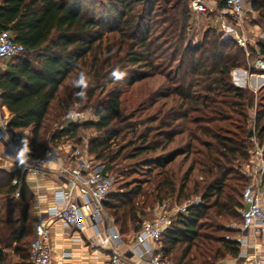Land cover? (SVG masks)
Instances as JSON below:
<instances>
[{
    "label": "trees",
    "instance_id": "16d2710c",
    "mask_svg": "<svg viewBox=\"0 0 264 264\" xmlns=\"http://www.w3.org/2000/svg\"><path fill=\"white\" fill-rule=\"evenodd\" d=\"M215 1L223 6L224 0ZM87 3L102 8L92 7L87 15ZM250 7L264 29V0H250ZM98 11L112 14V21ZM192 13L189 0H1L0 30L23 45L0 72L1 103L9 111L8 125L28 131L23 140L28 156L65 138L78 143L80 129L89 127L97 135L88 140L87 151L107 171L125 158L148 154L145 164L157 176L151 191L139 185L110 190L105 211L127 238L151 214L152 208L142 211L147 202L198 195L202 204L176 213L162 232L160 253L170 264H216L239 253L238 242L227 234L239 227L219 219L236 216L242 206L247 178L236 167L249 158L250 136L264 155V94L257 100L231 82V69L244 63L234 40L209 28L191 41ZM258 52L264 55L263 43ZM156 75L160 80L153 88L145 80ZM115 81L119 85L108 89ZM135 83H140L136 94L149 98L143 109L153 108L140 121L120 114V86ZM75 104L90 107L96 119L70 121ZM123 131L133 138L113 147ZM14 178L19 182L13 184ZM32 200L24 173L0 168V264H32L27 249Z\"/></svg>",
    "mask_w": 264,
    "mask_h": 264
},
{
    "label": "built area",
    "instance_id": "2783aa9c",
    "mask_svg": "<svg viewBox=\"0 0 264 264\" xmlns=\"http://www.w3.org/2000/svg\"><path fill=\"white\" fill-rule=\"evenodd\" d=\"M246 3L247 0H224L223 6L217 8L215 0H189V7L193 13L218 11L221 31L227 34L235 27L224 17L227 15L236 23L242 22ZM236 36L238 44L244 45L243 40ZM22 51L23 45L15 41L8 30H0V65ZM253 66L255 69H264V60L257 58ZM8 119L9 111L1 103L0 91V166L8 172L25 174L31 171L44 172L46 164L53 162L56 166L50 173L61 182L59 187L52 190L45 207L40 204L41 197L33 200L35 221L29 246L32 264H50V228L55 220H61L77 231L91 226L93 235L90 241L93 243L102 233H107L110 245L107 264H170L160 253L161 234L171 224L176 213H185L188 208L202 204L200 196H189L180 202L166 200L156 203L150 211V217L141 221L139 229L123 238L103 207L106 195L113 186V176L87 151V145L79 146L75 140L67 138L57 145L46 146L39 155L31 157L23 149L24 135L11 128ZM69 119L74 123L82 122L78 112H71ZM252 156L251 167H246L251 180L243 187L241 194L240 232L232 237L239 244V253L227 264H264L262 255L255 251L249 254L247 250L248 247L255 248L248 240L249 235L252 238L264 237V155L259 145L254 147ZM18 182L17 178L12 180L13 184ZM13 195L17 197L18 190ZM68 254L63 252L62 256Z\"/></svg>",
    "mask_w": 264,
    "mask_h": 264
},
{
    "label": "rangeland",
    "instance_id": "374dc122",
    "mask_svg": "<svg viewBox=\"0 0 264 264\" xmlns=\"http://www.w3.org/2000/svg\"><path fill=\"white\" fill-rule=\"evenodd\" d=\"M1 1V0H0ZM87 7V8H86ZM92 7H95L96 11L98 9L102 8V5L96 4V6H93V4L87 3L85 8L87 11V15H90V11ZM100 7V8H99ZM98 8V9H97ZM99 13L98 16L102 17L105 13H101V11H98ZM199 12H194L191 14V27H190V39L192 42H196L201 39L203 33L205 30L212 28L215 33H220L222 34L223 38L228 37L232 40L235 41V43L241 47L244 51V63L243 65L239 67H235L231 69L230 71V80L233 84L246 87L250 92L254 94V98L258 100V98L262 97L264 94V69H255L254 68V62L257 58H261L264 60V55L260 54L258 52V43H263L264 44V29L259 26L258 24L255 23L256 19V12H254L251 7H250V0H247L246 3V9L245 13L243 14V21L242 22H235L233 19H231L230 16L224 17V20L227 21L228 23H231L234 27L235 30L225 34L221 31V23H220V14L218 11L214 10L213 12H201V18L199 17L198 19L196 18V14ZM106 15V16H105ZM105 18L107 23H109L111 20L112 21V14H105ZM236 35L240 37L244 45L238 44L236 41ZM250 48H253V52L249 50ZM117 46L113 45V50L116 52ZM122 53V52H121ZM120 53V54H121ZM12 59L5 60L3 64L0 65V72L5 69L6 64ZM117 60V59H116ZM117 72V71H116ZM118 74V72H117ZM120 76V74H118ZM243 76V77H242ZM160 80L159 75L154 76L153 78H149L148 80H145L148 85H152L154 88L157 86V82ZM142 83V82H140ZM140 83H135L131 86H123L121 85L120 88L122 89L121 94H120V100H121V116H126L129 114H134V118L132 120H137L140 121L144 118H146L148 115L152 113V109L150 108L148 110L143 109L146 105L149 103V98H146L144 95H137L136 91ZM114 84L119 83L117 81L108 83L107 88L110 89ZM146 93V91H145ZM144 96V98H143ZM162 98H159V101H162ZM264 103V100L262 101ZM140 105H142L140 107ZM254 108V107H253ZM251 108L248 110V121H247V129L248 131L251 130V134L253 132V116H254V109ZM78 112L80 113L82 122L85 121H94L96 117L93 115L91 108L88 107L87 109H80L79 105L75 104L73 109L69 112ZM68 114V116H69ZM81 122V123H82ZM144 125V124H142ZM138 125V129H142L143 126ZM79 139L80 142L78 141L79 146L85 147L88 145V140L91 137H94L97 135V132L95 131L94 128H83L80 129L79 131ZM122 135L124 138L123 139H118L115 142H113V147H118L120 145H124L126 141L129 139L133 138L131 132L129 131H123ZM122 137V136H121ZM119 137V138H121ZM25 139V138H24ZM75 139V138H74ZM73 139V140H74ZM66 140L63 139V141ZM249 143H247L248 148H249V158L247 161L241 162L236 168V170L239 171V173L243 174L246 178V184L250 182L251 176L248 175V172H246V167L249 165L251 167L252 160H253V150L254 147L259 145L256 141V138L252 135V137H249ZM62 142V141H61ZM51 144H48L50 146ZM262 147V145H259ZM130 147H128L125 151H128ZM148 157V154H144L135 158H125L122 160L120 163L116 164L113 166L112 169L109 170L110 174L113 176V186L111 188V191H116V189H130L132 187H135L139 185L142 190L146 192H150L154 183L156 182L157 176H154V173L156 171L155 167L153 165H148L145 164L147 162L146 158ZM1 168V167H0ZM155 169V170H154ZM13 198H17L16 196L13 195ZM155 204L152 203L150 204L147 202L143 208L142 211L143 213H149L150 209L152 206ZM11 206H7V209H10ZM142 217L144 215H141ZM150 214H146L143 218H149ZM221 223H226L229 225V227H236L240 223V212L239 208L237 209V215L234 217L226 218V219H219ZM32 228V225H31ZM33 230V229H32ZM31 230V231H32ZM228 235L234 237L236 236L235 232H228ZM33 239V234L27 244V249L29 252V246L30 242ZM8 253H10V249L6 250ZM217 262L216 264H218Z\"/></svg>",
    "mask_w": 264,
    "mask_h": 264
},
{
    "label": "crops",
    "instance_id": "0c3cea01",
    "mask_svg": "<svg viewBox=\"0 0 264 264\" xmlns=\"http://www.w3.org/2000/svg\"><path fill=\"white\" fill-rule=\"evenodd\" d=\"M200 14L195 15L197 19L202 17ZM6 110L8 109L6 108ZM17 130L25 138L27 137L28 131L26 129ZM55 166V163L48 162L44 172L31 171L24 174V182L28 191L32 194L33 200L38 196L41 197L40 204L42 207L49 203L52 190L61 185V182L50 173ZM0 167L2 168V166ZM33 200L30 208L32 229L35 221ZM50 229L49 241L52 248L50 264H107L110 254L107 233H102L97 238L96 243H93L90 241L93 235L91 226H87L83 231H77L75 228L65 225L61 220H55ZM248 240L255 245V248L248 247V253L251 254L255 251L256 254L264 257V237L252 238L249 235ZM63 252L69 253L68 256H62ZM235 257H226L220 260L218 264L231 263Z\"/></svg>",
    "mask_w": 264,
    "mask_h": 264
},
{
    "label": "water",
    "instance_id": "95a60500",
    "mask_svg": "<svg viewBox=\"0 0 264 264\" xmlns=\"http://www.w3.org/2000/svg\"><path fill=\"white\" fill-rule=\"evenodd\" d=\"M247 135H248V136H250V135H251V130H249V131H248Z\"/></svg>",
    "mask_w": 264,
    "mask_h": 264
},
{
    "label": "bare ground",
    "instance_id": "6f19581e",
    "mask_svg": "<svg viewBox=\"0 0 264 264\" xmlns=\"http://www.w3.org/2000/svg\"><path fill=\"white\" fill-rule=\"evenodd\" d=\"M243 77V76H242Z\"/></svg>",
    "mask_w": 264,
    "mask_h": 264
}]
</instances>
